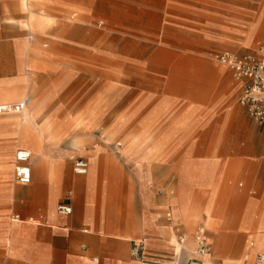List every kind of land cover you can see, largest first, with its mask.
Returning <instances> with one entry per match:
<instances>
[{
  "label": "crops",
  "instance_id": "1",
  "mask_svg": "<svg viewBox=\"0 0 264 264\" xmlns=\"http://www.w3.org/2000/svg\"><path fill=\"white\" fill-rule=\"evenodd\" d=\"M98 1L109 7L101 17L110 19V2ZM96 4L73 0L60 9L97 17ZM52 19L49 0H0V105L26 101L22 123L34 117L62 119L60 125L53 122L33 131H77L62 143H35L43 145L40 169L32 165L26 141V147L14 148L13 157L18 149L30 153L28 184L14 180L12 185L0 171V264H258L255 254H264V124L244 114L237 105L243 83L213 59L225 51L238 54L216 51L222 47L211 36L205 37L206 46L194 45L216 49L209 54L212 63L201 68L220 88L214 91L213 83L203 82L195 88L201 104L185 105L179 114L172 109L173 94L161 96L134 125L124 126L126 133H139L148 122L159 123L150 129L152 138L137 148L121 147L118 158L109 149L112 140L95 135L102 125L87 134L71 123L82 114L91 117L86 106L97 98L105 119L119 97L112 88L116 74L96 55L106 59L111 49L75 36L64 38L63 32L52 34ZM54 35L60 47L72 51L71 59L41 47L42 38L53 42ZM173 82L170 73L168 85ZM96 83L102 87L83 100L77 113L64 107L68 84ZM79 157L88 164L85 175L73 173ZM16 184L26 186L24 195L17 194ZM58 205L70 206L72 213L57 214ZM169 208L172 217L167 221ZM12 211L16 219L8 221ZM201 223L211 248L202 261L192 254L193 234ZM178 234L185 236L182 246ZM136 242L143 243L144 261L131 256Z\"/></svg>",
  "mask_w": 264,
  "mask_h": 264
},
{
  "label": "rangeland",
  "instance_id": "2",
  "mask_svg": "<svg viewBox=\"0 0 264 264\" xmlns=\"http://www.w3.org/2000/svg\"><path fill=\"white\" fill-rule=\"evenodd\" d=\"M106 1L110 2L112 17L109 16L112 19L101 17L104 11L108 12L109 7L99 4L98 0L97 17L81 16L82 18L80 15L74 16L72 12H62L60 9L73 0H49V14L53 16L50 28L52 34L63 32L64 38L73 39L75 36L84 43L107 45L111 49V54L106 59L99 57L101 53L96 55L98 60H105L116 74L113 76L112 88L114 97L120 94L119 97L113 101L105 119L104 105L97 98L86 106V109L92 110L91 117L82 114L80 117L72 118L71 123L75 129L85 130L87 134H91L95 128L102 125L95 135L101 133L102 140L107 142L112 140L109 149L116 152L118 158L120 155L117 151L121 152V147L137 148L142 141L152 138L153 132L150 130L154 126L152 121L144 124L143 130L139 133H126L124 126L126 123L134 125L161 96L173 94L176 99L173 101L172 109L174 114H179L185 105L201 104V101L196 99L195 88L200 87L203 82L213 83L211 87L214 91L220 88V84L216 80H209L208 75L203 72L205 70L201 68L203 63H212L209 54L216 49L206 51L194 45L206 46L208 38L205 37L211 36L217 39L213 42L217 41L222 47L216 51L228 49L238 55L256 53L264 46V0ZM51 39L55 40V35ZM235 42L244 45L239 47ZM40 45L41 47L46 45L43 49L51 50L57 56L71 59L72 51L60 47L56 40L51 42L42 38ZM173 64H176V67L169 68L174 66ZM149 72L158 73L160 80L153 78ZM228 72L231 75V72ZM170 73L174 75L171 86L168 85ZM100 87L102 84L99 83L68 84L63 93L67 100L64 107L71 109L74 114L77 113L85 102L83 100ZM237 105L240 106L238 102ZM240 108L249 118L246 110L241 106ZM24 110L26 111L25 107L20 113L0 116L4 117L0 121L1 128L19 127L17 132L0 131V171L6 174L5 177L10 178L12 185H15L14 148L26 147L28 144L31 155L39 154L43 163L45 157L42 153V143L37 144V151H33L31 145L39 141L46 145L62 143L65 138L77 132L33 131L35 126L47 125V128H50L53 122L60 125L62 119L60 116L51 121L47 117H34L22 123ZM158 125L159 123L154 127ZM24 130L33 135L23 132ZM8 147L13 149L9 150ZM25 187L16 184L17 194L24 195ZM15 215L16 213L12 211L8 221L16 219ZM220 222V219H217L218 229Z\"/></svg>",
  "mask_w": 264,
  "mask_h": 264
},
{
  "label": "built area",
  "instance_id": "3",
  "mask_svg": "<svg viewBox=\"0 0 264 264\" xmlns=\"http://www.w3.org/2000/svg\"><path fill=\"white\" fill-rule=\"evenodd\" d=\"M214 61L228 68L236 81L242 82L241 94L238 103L243 107L248 116L257 124H264V46L261 47L257 54L236 55L228 51L219 53L214 56ZM26 101L14 105H0V114L20 113ZM15 167L13 178L19 184H28L31 180V172L28 166L30 153L27 150L18 149L15 152ZM88 164L85 159L79 157L73 161L72 170L76 175H85ZM56 212L59 215L68 216L72 209L67 205H58ZM172 209L165 212V220L170 221ZM177 241L180 246L185 243V236L178 234ZM193 255L201 261L204 256L210 252L208 235L204 225L201 223L193 234ZM131 256L138 261H144V246L142 242H136L131 248ZM255 262L261 264L264 262V254L256 253ZM177 264V262L172 263Z\"/></svg>",
  "mask_w": 264,
  "mask_h": 264
},
{
  "label": "bare ground",
  "instance_id": "4",
  "mask_svg": "<svg viewBox=\"0 0 264 264\" xmlns=\"http://www.w3.org/2000/svg\"><path fill=\"white\" fill-rule=\"evenodd\" d=\"M1 125V124H0ZM22 134V133H21ZM66 139V138H65ZM32 146V149H33V151H37V144H33V145H31ZM43 150V149H42ZM8 153V152H7ZM39 154H37V156L35 155H33L32 156V165L33 166H35L36 168H39L40 169V167L42 166V163H41V161H40V156H38ZM41 155V154H40ZM50 156V155H49ZM44 157V156H43ZM39 159V160H38ZM38 160V161H37ZM207 258V256H204L203 257V260H205Z\"/></svg>",
  "mask_w": 264,
  "mask_h": 264
}]
</instances>
